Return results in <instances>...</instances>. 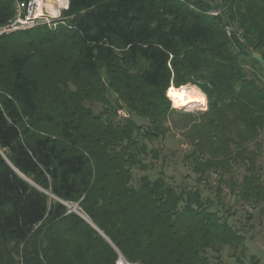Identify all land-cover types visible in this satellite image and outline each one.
Returning <instances> with one entry per match:
<instances>
[{
	"label": "trees",
	"instance_id": "obj_1",
	"mask_svg": "<svg viewBox=\"0 0 264 264\" xmlns=\"http://www.w3.org/2000/svg\"><path fill=\"white\" fill-rule=\"evenodd\" d=\"M11 7L0 0L2 24ZM63 14L55 29L0 35V264H230L227 248L263 264L235 255L244 235L226 210L150 179L145 158L179 128L219 205L221 185L264 201V0H68ZM187 84L207 97L199 119L166 96Z\"/></svg>",
	"mask_w": 264,
	"mask_h": 264
},
{
	"label": "rangeland",
	"instance_id": "obj_2",
	"mask_svg": "<svg viewBox=\"0 0 264 264\" xmlns=\"http://www.w3.org/2000/svg\"><path fill=\"white\" fill-rule=\"evenodd\" d=\"M17 1L20 0H12L11 9L13 12L10 18L4 24L0 22V35L36 30V28L40 27L45 30H51L55 29L57 25L66 23V16L63 14V10L66 9L67 6L62 5V3L57 0H35V5L31 9L32 18L27 21H22L21 23L16 22L18 19ZM66 1L68 5V0ZM40 2L42 6H40ZM55 11L57 14L53 13ZM214 11L215 10H211L213 15L216 14ZM7 23L9 24V28L5 31L6 27L3 25ZM192 86L197 87L196 85ZM199 90L201 91V89ZM204 96L206 99L204 105L191 103L180 108H176L173 100L168 96L167 98L170 101V106L175 110L193 114L196 119H199L200 113L204 112L208 107L207 97L205 94ZM114 97L116 96L109 95L110 99ZM84 104L90 106L91 111L101 115L103 119L113 117L114 121L120 122H124L126 119H134L138 123L144 122L142 119L135 116L134 113H128L123 108H117L118 110H116L113 116V109L108 106V104L106 105L101 102L91 103L89 101L84 102ZM170 129V132L163 141H155L149 145V147H153L159 153L157 158H154L151 153L145 158V163H147L149 167L147 171L149 178L154 179L162 172L167 181L176 188H198L204 199L211 201V208L219 209L221 212L226 210L227 221L244 235V242L239 246L235 255L240 256L245 263H249L250 257L253 256L264 264V201L256 207H252L239 200L237 195L234 194L235 192H231L229 185H221L219 187H221L220 197L223 206L219 205L216 196L218 184L215 174L210 173L208 180L198 182L196 174L190 167V160L188 157L192 145L186 140L182 130L179 128L176 129L173 126ZM258 162L263 166L262 179L264 180V155H261ZM142 173L145 172H142L139 168H134V179H137ZM242 173V168L235 169L233 176L237 182L241 180ZM70 206L75 207V209L81 213L75 204H70ZM249 216H251L250 220L248 219ZM240 251H242V253ZM232 253L233 250L227 248L222 252L221 257L230 264H236L235 257L232 256Z\"/></svg>",
	"mask_w": 264,
	"mask_h": 264
},
{
	"label": "bare ground",
	"instance_id": "obj_3",
	"mask_svg": "<svg viewBox=\"0 0 264 264\" xmlns=\"http://www.w3.org/2000/svg\"><path fill=\"white\" fill-rule=\"evenodd\" d=\"M57 1L62 3V5L67 6L66 0ZM40 6H42L41 2ZM53 13H56V11ZM167 96L173 100L174 106L176 108L184 107L191 103H198L200 105H204V103L206 102L204 94L197 87L192 85H184L179 88L171 86L167 90Z\"/></svg>",
	"mask_w": 264,
	"mask_h": 264
},
{
	"label": "built area",
	"instance_id": "obj_4",
	"mask_svg": "<svg viewBox=\"0 0 264 264\" xmlns=\"http://www.w3.org/2000/svg\"><path fill=\"white\" fill-rule=\"evenodd\" d=\"M35 0H20L17 1L16 6L18 7V19L16 22L21 23L22 21H27L30 20L31 17V9L33 8V6L35 5ZM15 22V23H16ZM4 27H6L5 31L9 28V24H5L3 25ZM116 264H137V263H129L126 260H122L121 258H119V260L117 261Z\"/></svg>",
	"mask_w": 264,
	"mask_h": 264
},
{
	"label": "water",
	"instance_id": "obj_5",
	"mask_svg": "<svg viewBox=\"0 0 264 264\" xmlns=\"http://www.w3.org/2000/svg\"><path fill=\"white\" fill-rule=\"evenodd\" d=\"M19 175H21L23 178H25L22 174H20L19 173ZM26 180H28L27 178H25ZM29 181V180H28ZM30 182V181H29ZM30 183H32V182H30ZM70 207V210H73L74 212H76L77 214H79V215H81L82 217H84L87 221H89L82 213H80L78 210H76L75 209V207H71V206H69ZM100 233H101V235L103 236V237H105L107 240H108V238L101 232V231H99ZM120 258L122 259V260H125L123 257H122V255L120 254Z\"/></svg>",
	"mask_w": 264,
	"mask_h": 264
}]
</instances>
